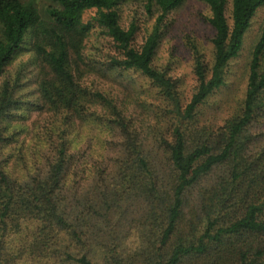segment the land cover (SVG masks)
<instances>
[{
  "label": "trees",
  "instance_id": "1",
  "mask_svg": "<svg viewBox=\"0 0 264 264\" xmlns=\"http://www.w3.org/2000/svg\"><path fill=\"white\" fill-rule=\"evenodd\" d=\"M127 1L54 0L44 18L34 1L0 0V78L30 34L50 72L27 109L52 113L58 135L44 161L41 156L24 174L13 173L5 152L16 139L8 130L25 116L13 113L21 103L16 86L6 82L0 91V264H264V132L255 131L264 119V31L240 110L218 130L201 122L203 105L227 84L264 0H232L231 20L229 0H202L215 32L212 57L191 44L196 86L185 104L179 81L155 65L161 26L184 0H146L159 16L139 48L135 26L121 25L119 8ZM90 10L95 14L85 23ZM94 24L117 52L102 76L142 75L170 119L169 135L159 142L170 173L154 165L137 124L115 98L87 82L88 72L75 75L71 52L82 57L78 38ZM76 122L118 132L117 156L82 165L67 140Z\"/></svg>",
  "mask_w": 264,
  "mask_h": 264
},
{
  "label": "rangeland",
  "instance_id": "2",
  "mask_svg": "<svg viewBox=\"0 0 264 264\" xmlns=\"http://www.w3.org/2000/svg\"><path fill=\"white\" fill-rule=\"evenodd\" d=\"M22 1H34L44 18L48 15V7L55 5L54 0ZM146 6V0H128L119 8L123 28L135 26L133 46L136 48H139L152 32L159 16L156 7L148 11ZM231 13L232 0H229L227 16L230 20ZM94 14L95 10L87 11L83 15L84 22L92 20ZM210 16L209 7L202 0H184L167 16L161 26L163 36L157 50L155 65L167 69L170 75L179 81V93L183 104L190 100L196 86L191 44H196L205 52L208 59L212 57V39L215 32L209 22ZM263 31L264 5L258 9L251 22L240 54L231 62L227 84L211 95L203 105L201 122L209 125L211 129L218 130L227 119L240 110L245 98L252 54ZM79 40L82 57L79 59L71 52L75 75L88 72L89 74L84 75L87 82H94L109 96L115 98V101L126 110L127 117L132 118L137 124L140 138L143 140L145 150L152 156L154 165L163 172L170 173L168 156L159 146V142L162 137L169 135L171 121L167 116L161 115L163 112H160V102L154 90L150 88L149 82L142 75L132 71H109L102 76L101 71L107 68L110 58L117 55V52L112 40L97 24H94L85 37L78 38ZM97 70L100 74H97ZM49 72L47 63L36 53L32 36L27 34L20 53L0 78V91L6 82L16 86L14 97L21 104L13 113L25 116L16 118L17 121L9 128L8 133H11L12 139H16V142L7 146L5 152V159L13 167L11 170L18 175L32 169L34 164L41 163V156L44 161V156L50 155L49 150L53 149L51 143L58 140V135L53 133L57 126V119L51 116L53 114L27 109L29 103L38 100L39 82ZM255 131L264 132V119L256 125ZM68 132L67 140L70 147L77 151L75 154L81 164L109 163L118 154L120 135L118 132H112L104 124L76 122ZM50 135L52 137L49 138Z\"/></svg>",
  "mask_w": 264,
  "mask_h": 264
}]
</instances>
